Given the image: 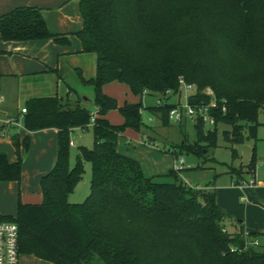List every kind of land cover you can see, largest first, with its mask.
Returning <instances> with one entry per match:
<instances>
[{"label":"trees","instance_id":"trees-1","mask_svg":"<svg viewBox=\"0 0 264 264\" xmlns=\"http://www.w3.org/2000/svg\"><path fill=\"white\" fill-rule=\"evenodd\" d=\"M83 27L74 32L83 52L96 55V73L87 79L77 68L83 84L93 85L94 109L55 95L26 100L23 126L29 131L58 129V149L53 168L42 176L43 200L18 201L16 215L0 213V221L19 226L21 253L54 264H264V245L249 244L256 233L247 232L243 219L227 212L217 201L215 180L205 185L188 183L182 170L171 169L173 182L146 176L141 163L118 150L127 129L142 132L143 111L171 125L177 102L169 97L144 106L125 102L105 93L112 81L127 84L136 96L171 91L180 94V82L195 85L190 103L207 104L204 89L216 94L218 108L211 111L214 127L202 118L194 121L196 139L186 138L172 152L203 158L216 145L217 125L231 126L225 138L233 144L257 140L259 113L264 103V0H80ZM3 40L53 38L68 44V36L50 31L45 15L36 6H20L0 15ZM223 99L227 110H222ZM118 110L121 124L107 117ZM184 123V122H182ZM181 123V124H182ZM0 122V133L8 134L17 160L0 152V180L20 182L24 154L30 138L20 140L13 127ZM92 147L80 146L70 167L71 132L89 127ZM3 133V134H4ZM233 156H238L232 147ZM216 161V160H215ZM91 163V192L85 201L71 202L69 195ZM247 173L256 169V153ZM234 183L242 184L245 171L230 167ZM232 225L229 230L226 223ZM251 238V239H250Z\"/></svg>","mask_w":264,"mask_h":264},{"label":"crops","instance_id":"crops-1","mask_svg":"<svg viewBox=\"0 0 264 264\" xmlns=\"http://www.w3.org/2000/svg\"><path fill=\"white\" fill-rule=\"evenodd\" d=\"M79 2L80 0H0V15L20 6L39 7L45 15L50 31L68 36L70 39L68 44H62L53 38L15 41L3 40L0 37V95L3 96L2 102H5L4 105H1L2 102L0 103V122L6 124V127L15 128L21 141L26 137L30 138L29 151L26 152L22 147L24 160L20 182L0 180V213L2 214L16 215L19 199L26 203H39L43 200L41 178L53 168L58 149V129L52 127L29 131L23 126L22 108L26 106L14 111L11 107L12 98L10 99L7 95L14 96L13 100L16 97L18 100L20 98L27 100L32 96L55 94L63 98L68 97L73 101L81 97L82 103H86L92 109L95 108L93 104L95 88L93 85L83 84L76 70L79 68L87 79L94 77L96 73V55L91 52H83L81 40L73 34L83 27ZM103 90L115 97L120 105L125 102L140 101L144 106H152L157 103L146 100L147 94L134 95L127 84L118 81L105 84ZM152 94L156 93L149 95ZM169 101L176 102L172 99ZM146 112L151 115L147 110L143 111V115ZM106 117L114 124L124 122V117L118 110L109 111ZM10 118L17 120V124L5 122ZM150 119H153L152 115ZM90 128L91 126L76 127L72 130L71 148L85 146L81 142H84L85 138L83 137L87 135L86 132ZM3 133H0V152L6 153L9 161L14 162L18 158L15 146L11 137ZM147 136L154 139L150 135ZM258 136L260 139H264L261 137L259 128L257 139ZM144 140L146 139L142 132L127 128L119 138L118 150L137 159L146 176L154 177L156 181L160 182H173L172 179L167 178V174L175 165L168 166L167 168L171 167L169 171L165 170L166 168L161 170L162 155L158 152L159 149L153 148L148 152L146 146L137 145ZM72 164L70 160V167L73 166ZM181 175L188 183L194 184L196 176L191 175L188 171L182 172ZM250 177L256 180L254 187L236 184L232 177L230 188L238 187L246 192V189H252V192H249L250 195L252 196L254 193V198L257 196L261 198V209L264 211L262 202L264 201V151L261 155V164L256 167L255 172L248 173V176L245 175L246 180H249ZM73 193L69 195V200L77 202L71 198ZM216 194L218 203L224 208L217 191ZM225 210L233 216L239 218L242 216L235 209L226 208ZM241 219L245 222L247 232L264 233V222L261 221V229H259L251 227L250 221L245 215Z\"/></svg>","mask_w":264,"mask_h":264},{"label":"rangeland","instance_id":"rangeland-1","mask_svg":"<svg viewBox=\"0 0 264 264\" xmlns=\"http://www.w3.org/2000/svg\"><path fill=\"white\" fill-rule=\"evenodd\" d=\"M190 92L185 90V87H182L180 94H173L165 96L162 98L169 97L176 101L177 103H181L185 105L187 102V96ZM3 94V93H2ZM4 95V94H3ZM12 98L11 107L14 111H18L22 108V106L26 105V100L23 98H18L13 100L14 96H10ZM6 98V96H4ZM162 97V94L156 93L149 95L147 94L145 99L151 102L158 101ZM174 97V98H173ZM168 99V100H169ZM3 103V102H2ZM5 102L1 105H4ZM86 104V103H85ZM150 114L147 112L143 115V120L146 124V128L144 132L147 135L154 137V144H150L145 140L143 142L138 143L137 145L146 146L149 150L151 149H159V153L162 155V167L161 170L169 171V168L173 167L180 157L184 159V171H188L191 175L196 176V180H194L193 185L203 186L210 180H215L212 184L215 189H217V193L219 194L220 200L226 209H235L241 216V218L245 215L247 219L250 221L249 225L251 227H258L261 229V221L264 222V211L261 209V198L258 196L254 198V193L252 196L249 192H252V189H246L247 192L241 188H230L232 184L231 178L232 174L229 172L230 167L242 168L245 171L246 176H248V164L250 163L253 153L255 150L256 153V167L261 164V155L262 151H264V139L249 138L246 139L244 143L241 144H233L225 138L224 131L230 130L231 126L226 123H218L217 125V141L216 145L213 147H209L208 152L206 154V162H204V168H197L198 165L203 164V158H199L194 154L184 152L182 155L175 157L171 151L178 147V145L186 138L189 142H194L196 139V131L194 127L193 120L187 118L184 123H175L172 122L171 125L164 126L160 123L159 118L154 117L150 119ZM259 121L261 125L259 126V132L261 137H264V109H262L259 113ZM211 128L214 125L209 126ZM93 131L90 128L86 132V136L84 142H81L82 145L87 147H92L94 144L93 139ZM92 136V137H91ZM92 138V139H91ZM235 147L238 151V156L234 157L232 153V147ZM80 148V147H79ZM79 148H71L70 150V160L73 163L71 167H74L77 161V156L79 152ZM146 149V148H144ZM178 149V148H177ZM216 160V161H215ZM167 168L168 166H170ZM166 171V172H167ZM192 176V177H193ZM167 178L172 179V176H168ZM251 178V177H250ZM91 180H92V167L91 163L87 162L85 167L84 177L77 183L71 198L75 203H80L85 201L88 195L91 192ZM264 203V201H262ZM229 211V210H228ZM229 230H232V225L230 223H226ZM251 233V232H250ZM258 235L252 236V239H257L259 244L264 245V233L261 232H252ZM250 238V239H251ZM20 264H50L48 261H43L42 259L29 255L26 253H22L20 256ZM52 264V263H51ZM94 264H104L98 256L94 258Z\"/></svg>","mask_w":264,"mask_h":264},{"label":"built area","instance_id":"built-area-1","mask_svg":"<svg viewBox=\"0 0 264 264\" xmlns=\"http://www.w3.org/2000/svg\"><path fill=\"white\" fill-rule=\"evenodd\" d=\"M182 87H185L187 92L192 93L195 90V85L192 83H187L183 79L180 82V91ZM204 93L210 97V101L207 104H198V103H190L188 100L189 94L187 96V102L185 105L178 103L177 107H175L170 113V120L175 123H182L187 120V118L193 120H197L198 118H202L206 124V126H212L215 124V117L211 114V111L215 108H218V101L216 98L215 91L210 87H206ZM172 92L168 91L164 96L160 98L158 103H161L167 95H170ZM3 96L0 95V103L2 102ZM227 100L223 99L222 110H227ZM264 108V103H263ZM27 111L26 107L22 108V114ZM6 123H15L17 124V120L14 118H10L5 120ZM152 144V143H151ZM184 159L180 157L177 159L174 168L176 170H184ZM242 185L247 187H254L256 185V180L251 177L249 180H244ZM19 226L15 221H0V264H20V244H19ZM249 244H258V240L248 241Z\"/></svg>","mask_w":264,"mask_h":264},{"label":"water","instance_id":"water-1","mask_svg":"<svg viewBox=\"0 0 264 264\" xmlns=\"http://www.w3.org/2000/svg\"><path fill=\"white\" fill-rule=\"evenodd\" d=\"M84 98H85V99H87V97H86V96H84Z\"/></svg>","mask_w":264,"mask_h":264}]
</instances>
